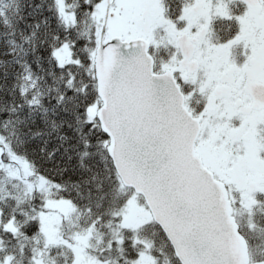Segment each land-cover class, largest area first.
I'll use <instances>...</instances> for the list:
<instances>
[{
  "label": "snow or ice",
  "instance_id": "obj_1",
  "mask_svg": "<svg viewBox=\"0 0 264 264\" xmlns=\"http://www.w3.org/2000/svg\"><path fill=\"white\" fill-rule=\"evenodd\" d=\"M0 264H264V0H0Z\"/></svg>",
  "mask_w": 264,
  "mask_h": 264
}]
</instances>
